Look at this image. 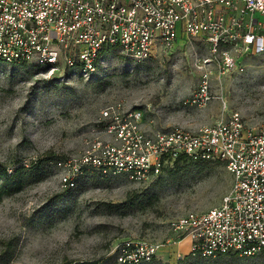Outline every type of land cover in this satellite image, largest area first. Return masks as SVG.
Listing matches in <instances>:
<instances>
[{"label": "rangeland", "instance_id": "374dc122", "mask_svg": "<svg viewBox=\"0 0 264 264\" xmlns=\"http://www.w3.org/2000/svg\"><path fill=\"white\" fill-rule=\"evenodd\" d=\"M206 56L202 45L181 39L141 64L112 50L90 78L0 61V167L41 172L0 200V264H117L123 240L164 242L178 217L221 205L231 176L219 163H180L145 183L92 168L77 172L108 103L142 110L145 124L158 129L194 130L235 111L260 116L264 53L240 58L238 69L223 75L210 69L211 102L186 104ZM164 249L153 264H264V254L177 260L173 252L187 253V241Z\"/></svg>", "mask_w": 264, "mask_h": 264}, {"label": "built area", "instance_id": "2783aa9c", "mask_svg": "<svg viewBox=\"0 0 264 264\" xmlns=\"http://www.w3.org/2000/svg\"><path fill=\"white\" fill-rule=\"evenodd\" d=\"M179 39L207 49L186 101L205 107L213 99L210 69L223 75L238 69L240 58L264 53V0H0V60L45 73L90 78L112 50L141 64L171 52ZM143 119L123 102L106 104L102 130H90L77 172L92 168L145 183L182 155L221 164L231 182L219 207L178 217L164 242L123 240L117 264L150 262L183 240L193 257L264 254V107L260 116L235 111L194 130L150 128Z\"/></svg>", "mask_w": 264, "mask_h": 264}, {"label": "trees", "instance_id": "16d2710c", "mask_svg": "<svg viewBox=\"0 0 264 264\" xmlns=\"http://www.w3.org/2000/svg\"><path fill=\"white\" fill-rule=\"evenodd\" d=\"M19 67H25V66H19ZM180 163L200 165V164H206L207 162H192L188 160L185 156L181 155L174 162L173 166L165 171H168L174 168ZM83 171H85V169H82L80 173L82 174ZM40 175H41V172L39 171V169L35 170V169H32V167L30 168L20 167L18 169H15L13 172H8L6 169L0 167V200L5 195H8L12 192L19 191L22 185L24 184L25 178H39ZM230 255H236V254H230ZM230 255H224V256H230ZM185 259H197L198 260V259H205V258L193 257L192 255H185L182 259H179V260H185ZM153 263H160V261L153 259L150 262L141 263V264H153Z\"/></svg>", "mask_w": 264, "mask_h": 264}, {"label": "crops", "instance_id": "0c3cea01", "mask_svg": "<svg viewBox=\"0 0 264 264\" xmlns=\"http://www.w3.org/2000/svg\"><path fill=\"white\" fill-rule=\"evenodd\" d=\"M143 121H144V119H143ZM183 241H187V240H183ZM182 241V242H183ZM182 242H180L179 244H181ZM188 242V241H187ZM179 244H177L176 246H174V247H177ZM187 253H188V251H187ZM187 253H181V251H179L178 249H176L174 252H173V254H174V256H175V254H180V255H185V254H187Z\"/></svg>", "mask_w": 264, "mask_h": 264}]
</instances>
